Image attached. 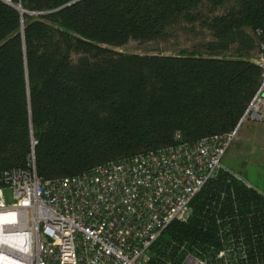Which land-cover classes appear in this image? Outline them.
Returning <instances> with one entry per match:
<instances>
[{"label":"trees","instance_id":"16d2710c","mask_svg":"<svg viewBox=\"0 0 264 264\" xmlns=\"http://www.w3.org/2000/svg\"><path fill=\"white\" fill-rule=\"evenodd\" d=\"M73 1L0 0V173L34 156L39 177H68L237 126L262 79L264 0ZM182 33L194 50L111 49ZM261 192L221 171L148 264H178L187 251L212 261L217 215L241 218L264 258Z\"/></svg>","mask_w":264,"mask_h":264},{"label":"built area","instance_id":"2783aa9c","mask_svg":"<svg viewBox=\"0 0 264 264\" xmlns=\"http://www.w3.org/2000/svg\"><path fill=\"white\" fill-rule=\"evenodd\" d=\"M256 61L260 86L227 134L178 142L68 177H39L34 156L25 168L1 172L0 264H148L161 233L175 221L190 220L194 199L223 170L241 127L264 123V39ZM224 171L256 189L242 175ZM216 222L220 244L214 259L187 251L178 264H264L256 236L244 231L241 218L217 215Z\"/></svg>","mask_w":264,"mask_h":264},{"label":"rangeland","instance_id":"374dc122","mask_svg":"<svg viewBox=\"0 0 264 264\" xmlns=\"http://www.w3.org/2000/svg\"><path fill=\"white\" fill-rule=\"evenodd\" d=\"M34 15V13H31ZM209 37H207L208 39ZM202 38L200 39V41ZM198 40L187 33L178 34L169 41L142 42L131 40L123 47H111L116 52L127 54H178L181 51H192ZM260 46L255 52L259 55ZM264 155V123L246 122L240 129L238 136L229 148L223 160V170H232L234 173L249 179L259 190L263 189V162ZM255 161L254 164L253 162Z\"/></svg>","mask_w":264,"mask_h":264},{"label":"crops","instance_id":"0c3cea01","mask_svg":"<svg viewBox=\"0 0 264 264\" xmlns=\"http://www.w3.org/2000/svg\"><path fill=\"white\" fill-rule=\"evenodd\" d=\"M263 156H264V155H263ZM255 161H256V160H254L253 163H254V164H257V163H255ZM261 165L263 166V169H262V172H263V174H262V175H263V180H262V181H263V189L260 190V191H262V192L264 193V157H263V162H262ZM247 180H248L250 183H252V184L254 185V183H253L252 181H250L248 178H247ZM254 186H255V185H254Z\"/></svg>","mask_w":264,"mask_h":264},{"label":"water","instance_id":"95a60500","mask_svg":"<svg viewBox=\"0 0 264 264\" xmlns=\"http://www.w3.org/2000/svg\"><path fill=\"white\" fill-rule=\"evenodd\" d=\"M77 1H80V0H75V1H73V2H71V3H69L68 5H70V4H72V3H75V2H77ZM66 6H67V5H66ZM18 9H19L22 13L31 14L30 12H28V11H26V10H22L20 7H18Z\"/></svg>","mask_w":264,"mask_h":264}]
</instances>
